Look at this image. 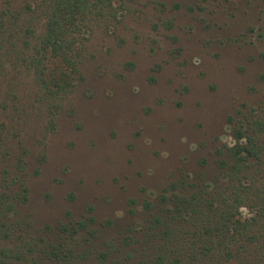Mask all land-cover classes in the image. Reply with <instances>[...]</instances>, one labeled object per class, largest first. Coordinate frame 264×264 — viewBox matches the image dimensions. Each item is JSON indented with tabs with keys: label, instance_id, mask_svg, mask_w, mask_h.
I'll return each mask as SVG.
<instances>
[{
	"label": "rangeland",
	"instance_id": "obj_1",
	"mask_svg": "<svg viewBox=\"0 0 264 264\" xmlns=\"http://www.w3.org/2000/svg\"><path fill=\"white\" fill-rule=\"evenodd\" d=\"M46 1L0 0V251L85 220L83 264H133L163 189L225 184L234 128L264 123V0H113L78 34L76 70L45 62L68 73L51 95L27 56Z\"/></svg>",
	"mask_w": 264,
	"mask_h": 264
},
{
	"label": "trees",
	"instance_id": "obj_2",
	"mask_svg": "<svg viewBox=\"0 0 264 264\" xmlns=\"http://www.w3.org/2000/svg\"><path fill=\"white\" fill-rule=\"evenodd\" d=\"M112 4L113 0L46 1L42 31L27 55L44 95L63 88L68 75L46 73L45 62L57 60L64 69L76 70L82 47L78 34L93 20L109 16ZM241 120L232 133L234 144L228 148L230 162L220 163L226 166V183L218 182L214 189L186 180L166 186L161 194L162 214L151 219L138 240L140 247L129 254L136 255L133 264H264V123L258 118ZM13 211L12 200L0 204L3 238L10 235L4 215ZM87 226L80 220L57 240L41 239L40 245L28 241L16 250H1L0 264H83L91 252L80 251L79 246L91 233L88 230L82 239L79 233ZM110 252L101 251L96 258L105 261Z\"/></svg>",
	"mask_w": 264,
	"mask_h": 264
}]
</instances>
